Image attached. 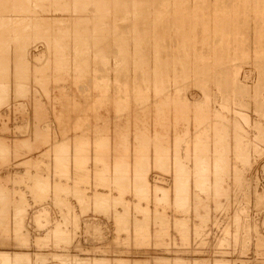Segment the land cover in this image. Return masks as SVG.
Returning <instances> with one entry per match:
<instances>
[{
    "label": "rangeland",
    "instance_id": "374dc122",
    "mask_svg": "<svg viewBox=\"0 0 264 264\" xmlns=\"http://www.w3.org/2000/svg\"><path fill=\"white\" fill-rule=\"evenodd\" d=\"M91 1L0 7V253L264 264V0Z\"/></svg>",
    "mask_w": 264,
    "mask_h": 264
},
{
    "label": "bare ground",
    "instance_id": "6f19581e",
    "mask_svg": "<svg viewBox=\"0 0 264 264\" xmlns=\"http://www.w3.org/2000/svg\"><path fill=\"white\" fill-rule=\"evenodd\" d=\"M28 1H29V0H27V1L24 0V3L26 2V3H25L26 6H29V4L27 5V2H28ZM31 1H32V0H31ZM56 1H58V0H56ZM83 1H84V0H83ZM85 1L87 2V1H91V0H85ZM96 1H97V0H96ZM96 1H95V2H96ZM101 1H102V0H100V2H101ZM105 1H106V0H105ZM107 1H108V0H107ZM107 1H106V2H107ZM114 1H115V0H114ZM123 1H124V0H123ZM123 1H122V2H123ZM142 1H144V0H141L140 4L142 3ZM160 1H162V0H160ZM160 1H157V2L155 1V2H154V0H153V1H150V2H151V5H154V4H152V3H156V4H157V3L160 2ZM165 1H166V3L168 2L167 0H164V2H165ZM169 1H170V0H169ZM176 1H177V0H175V1L173 0V3L176 2ZM190 1H191V0H190ZM196 1H197V0H196ZM203 1H204V0H203ZM239 1H240V0H239ZM5 2L8 3V4L11 3L10 5H8L9 7H7L8 10H10V8H11L13 11L18 12V13H16V14H19V13H20L19 15L23 14V12L25 13V11H24V9H23V6H25V5H22V4L19 5V4H17L18 2H21V3H22V0H21V1H18V2L15 1V0H0V7H1V6H4V5H5ZM38 2H40V1H38ZM81 2H82V1H81ZM86 2H85V3H86ZM91 2H92V1H91ZM100 2H98V3L100 4ZM110 2H112V1H110ZM115 2H117V4H119L121 1H119V3H118V0L115 1ZM115 2H114V4H112V5H114V8H115V4H116ZM122 2H121V3H122ZM129 2H130V1H129ZM129 2H127V0H126V3H125V4L128 3V5H129ZM131 2L133 3V0H132ZM171 2H172V1H171ZM180 2H181V1H180ZM180 2H179V3H180ZM188 2H189V1H188ZM216 2H217V1H216ZM55 3H57V2H55ZM75 3H76V6H75V7L80 6V5H79V3H80L79 1H78V5H77V2H76V1H75ZM83 3H84V2H83ZM85 3H84V4H85ZM89 3H90V2H89ZM89 3H88V4H89ZM93 3H94V1H93ZM93 3H91V5H92ZM96 3H97V2H96ZM108 3H109V2H108ZM108 3H107V4H108ZM134 3H135V2H134ZM186 3H187V1L185 0V3H184V4H186ZM44 4H45V3H44ZM67 4H68V3H67ZM73 4H74V3H73ZM86 4H87V3H86ZM99 4H94V5H95V6L98 5V7H100L101 5L99 6ZM101 4H103V3H101ZM104 4H105V3H104ZM107 4H106V5H107ZM109 4H110V3H109ZM138 4H139V3H138ZM159 4H160V3H159ZM162 4H163V3H162ZM174 4H175V3H174ZM81 5H82V3H81ZM89 5H90V4H89ZM128 5H127V6H128ZM131 5H132V4H131ZM131 5H130V6H131ZM141 5H142V4H141ZM141 5H140V7H139L140 9H141ZM144 5H145V4H144ZM177 5H178V3L175 4V6H177ZM182 5H183V4H182V2H181V9H182ZM187 5H188V4H187ZM187 5H185V6H187ZM259 5H260V4H259ZM263 5H264V4H263ZM21 6H22V8H21ZM55 6H56V5H55ZM57 6H58V5H57ZM61 6H62V5H61ZM66 6H68V5H66ZM95 6H94V7H95ZM110 6H111V5H110ZM119 6H120V5H119ZM119 6H116V7H117L116 9L120 10V9L118 8ZM130 6H129V7H130ZM156 6H157V5H156ZM166 6H167V4H166ZM166 6H165V7H166ZM169 6H170V5H169ZM169 6H167V8H168ZM172 6H173V5H172ZM172 6H171V7H172ZM178 6H179V5H178ZM36 7H37V6H36ZM63 7L65 8V6H63ZM84 7H86V6L84 5ZM84 7L81 8V9H87V8L90 7V6H87V8H84ZM102 7L104 8L105 5L102 6ZM111 7H112V6H111ZM129 7H128V8H129ZM148 7H152V6H150V4H149ZM162 7H163V5H162ZM187 7H188V6H187ZM187 7H183V9H185V8H187ZM25 8H26V7H25ZM29 8H30V6H29ZM29 8L27 7V9H29ZM55 8H56V7H55ZM55 8H54V9H55ZM105 8H106V7H105ZM105 8H104V9H105ZM109 8H110V7H109ZM109 8H107V9H108L107 11H109ZM123 8H125V5H124V4H123ZM123 8H122V9H123ZM155 8H156V7H155ZM155 8H154V9H155ZM157 8H159V6H158ZM157 8H156V9H157ZM218 8H219V7H218ZM259 8H260V6H259ZM5 9H6V8H5ZM27 9H26V12L29 11V10H27ZM32 9H33V8H32ZM32 9H31V10H32ZM70 9H71V8H70ZM94 9H95V8H94ZM111 9H112V8H111ZM116 9H115V10H116ZM132 9H134V8H132ZM137 9H138V6H137L136 10H137ZM140 9H139V10H140ZM142 9H143V8H142ZM145 9H146V8H145ZM145 9H144V10H145ZM163 9H164V7H163ZM163 9H162V10H163ZM165 9H166V8H165ZM165 9H164L163 14L165 13V11H168L170 8H168L167 10H165ZM1 10H2V9H1ZM12 10H11V11H12ZM55 10H56V9H55ZM76 10H77V8H76ZM78 10H80V7H79ZM87 10H88V9H87ZM96 10H97V8H96ZM98 10H103V9H100V8H99ZM113 10H114V9H113ZM125 10H126V12H127V7H126ZM129 10H130V9H129ZM136 10H135V11L133 10V11L136 12ZM147 10H149V9H147ZM152 10H153V9H152ZM157 10H158V9H157ZM175 10H176V9H175ZM58 11H59V10H58ZM82 11H83V10H82ZM107 11H105V13H106ZM131 11H132V10H131ZM137 11H138V10H137ZM140 11H141V10H140ZM149 11H150V10H149ZM159 11H160V9H159ZM179 11H180V10H179ZM222 11H223V10H222ZM225 11H226V10H225ZM237 11H238V10H237ZM15 12H14V13H15ZM76 12H77V11H76ZM103 12H104V11H102V13H103ZM115 12H116V11H115ZM128 12H129V11H128ZM147 12H148V11H147ZM147 12H146V13H147ZM215 12H216V11H215ZM232 12H233V11H232ZM256 12H257V10H256ZM77 13H78V12H77ZM81 13H82V12H81ZM95 13H96V12H95ZM105 13H104V14H105ZM110 13H111V12H110ZM113 13H114V12H113ZM113 13H112V14H113ZM150 13H151V12H150ZM166 13H167V16H168V12H166ZM166 13H165L164 15H166ZM257 13H258V12H257ZM97 14H98V12H97ZM104 14H101V15H104ZM155 14H157V15H159V16H161V17L163 16L162 11H160V12H156ZM182 14H183V13H182ZM94 15H95V14H94ZM128 15H129V14H128ZM144 15H145V14H144ZM148 15H149V13H148ZM184 15H185V14H184ZM89 16H90V15H89ZM109 16H110V15H109ZM140 16L143 17L142 15H140ZM146 16H147V14H146ZM150 16H151V15H150ZM0 17H1V16H0ZM21 17H22V16H21ZM95 17H96V16H94V18H95ZM98 17H99V16H98ZM102 17H103V16H102ZM102 17H101V18H102ZM113 17H114V16H113ZM148 17H149V16H148ZM163 17H165V16H163ZM7 18H8V16H7ZM10 18H11V17H10ZM155 18H156V17H155ZM167 18H168V17H167ZM186 18H187V17H186ZM4 19H5V18H4ZM21 19H22V18H21ZM23 19H24V18H23ZM25 19H26V18H25ZM28 19H30V17H29ZM43 19H45V18H43ZM43 19H42V20H43ZM139 19H140V18H139ZM0 20H1V18H0ZM6 20L9 21V19H6ZM6 20H5V21H6ZM14 20H15V18H14ZM90 20H91V19H90ZM100 20H101V19H100ZM3 21H4V20H2L1 22H3ZM10 21H11V20H10ZM10 21H9V22H10ZM19 21H20V20L16 21L17 23H15V25L17 24V26H18V25H19V24H18ZM27 21H28V20H27ZM29 21H30V20H29ZM93 21H94V20H93ZM93 21H92V22H93ZM113 21H114V20H113ZM116 21H117V20H116ZM1 22H0V23H1ZM9 22H8V24H10ZM101 22H102V21H101ZM109 22H110V20H109ZM121 22H122V21H121ZM135 22H136V21H135ZM4 23L7 25L6 22H4ZM13 23H14V22H13ZM20 23H21V22H20ZM24 23H25V20H23V24H24ZM26 23H27V22H26ZM36 23H37V22H36ZM100 24H101V23H100ZM170 24H171V23H170ZM1 25H2V23H1ZM15 25H14V26H15ZM28 25H29V24H28ZM38 25H40V24H38ZM93 25H94V24H93ZM93 25H92V26H93ZM134 25H135V24H134ZM167 25H168V24H167ZM8 26H9V25H8ZM25 26H26V24H25ZM115 26H116V25H115ZM0 27H1V26H0ZM5 27H6V28H4V25H2L1 28H3V30H1V28H0V31H3V33H2V32H1V33H2V35H4V37H5L4 31L7 29V26H5ZM15 27H16V26H15ZM21 27H22V25H21ZM109 27H110V26H109ZM155 27H156V26H155ZM8 28H9V30H11V27H8ZM25 28H26V27H25ZM28 28H30V27H28ZM28 28H26V29H28ZM94 28H95V27H94ZM118 28H119V27H118ZM118 28H117V29H118ZM4 29H5V30H4ZM14 29H16V28H14ZM14 29H13V30H14ZM17 29L21 30L20 28H17ZM17 29H16V30H17ZM9 30H6V31H7L6 35H7V36L10 35L9 37H11V35H12L11 33H9V35H8V31H9ZM19 30H18V31H19ZM70 30H71V29H70ZM183 30H184V29H183ZM219 30H220V29H219ZM6 31H5V32H6ZM14 31H15V30H14ZM22 31L25 32V30H24V26H23V30H21V32H22ZM92 31H93V30H92ZM225 31H226V30H225ZM10 32H11V31H10ZM16 32H17V31H15V32L12 31V33H15V34H16ZM21 32L19 31V34H20ZM24 32H22V34H25ZM53 32H54V31H53ZM58 32H59V31H58ZM58 32H57V33H58ZM65 32H66V31H65ZM65 32H64V33H65ZM76 32H77V31H76ZM108 32H110V31H108ZM154 32H155V31H154ZM73 33H74V32H73ZM133 33H134V31H133ZM22 34H20V35H22ZM26 34H28V33H26ZM49 34H50V33H49ZM54 34H55V33H54ZM54 34H53V35H54ZM102 34H103V33H102ZM106 34H108V33H106ZM114 34H115V33H114ZM186 34H187V33H186ZM2 35H1V37H3ZM60 35H61V34H60ZM66 35H67V34H66ZM85 35H86V34H85ZM227 35H228V34H227ZM248 35H249V34H248ZM17 36H19V35L17 34L16 37H17ZM22 36H24V35H22ZM22 36H21V38L24 39L25 37H22ZM48 36H49V35H48ZM63 36H64V35H63ZM76 36H78V34H77ZM76 36H75V38H77ZM79 36H80V35H79ZM94 36H95V35H94ZM139 36H140V35H139ZM163 36H164V35H163ZM189 36H190V35H189ZM215 36H216V35H215ZM1 37H0V42H1L2 40L4 41V39H2ZM9 37H5V39L8 38V39H6L5 41H7V40L9 41ZM16 37H14V38H16ZM133 37H134V36H133ZM170 37H171V36H170ZM187 37H188V36H187ZM11 38H12V37H11ZM11 38H10V39H11ZM50 38H51V37H50ZM62 38H63V37H62ZM64 38H65V37H64ZM67 38H68V37H67ZM69 38H70V37H69ZM69 38H68V39H69ZM79 38H81V37H79ZM1 39H2V40H1ZM17 39H18V37H17ZM17 39H16V40H17ZM19 39H20V37H19ZM94 39H95V38H94ZM118 39H119V38H118ZM186 39H187V38H186ZM260 39H261V38H260ZM16 40H15V42H16ZM50 40H51V39H50ZM60 40H61V39H60ZM63 40H64V39H63ZM63 40H62V41H63ZM79 40H80V39H79ZM138 40H139V39H138ZM138 40H137V41H138ZM261 40H262V39H261ZM5 41H4V42H5ZM8 41H7L6 43H3V44H5V45H3V44H2V46L0 45L2 50H3V48H2L3 46L7 47V48H8L7 50H9V47H8L9 45L6 46L7 43H8V44L10 43V41H9V42H8ZM19 41H21V40H19ZM22 41H23V40H22ZM57 41H58V40H57ZM80 41H81V40H80ZM17 42H18V40H17ZM24 42H25V40H24ZM177 43H178V42H177ZM0 44H1V43H0ZM16 44H17V43H16ZM18 44H21V42H20V43L18 42ZM18 44H17V45H18ZM22 44H23V42H22ZM26 45H27V43H26ZM137 45H138V44H137ZM138 46H139V45H138ZM213 46H214V45H213ZM119 47H120V46H119ZM119 47H118V48H119ZM128 47H129V46H128ZM139 47H140V46H139ZM62 48H63V47H62ZM4 49H5L4 51H6V54H8V53H7L8 51L6 50V48H4ZM22 49H23V48H22ZM125 50H126V49H125ZM140 50H141V49H140ZM0 51H1V50H0ZM142 51H143V50H142ZM142 51H141V52H142ZM258 51H259V50H258ZM262 51H263V50H262ZM1 52H2V51H1ZM1 52H0V53H1ZM18 52H19V51H18ZM20 52H21V51H20ZM59 52H60V51H59ZM120 52H121V51H120ZM4 53H5V52H2V54H4ZM21 53H22V52H21ZM21 53H20V54H21ZM82 53H83V52H82ZM260 53H261V52H260ZM17 54H19V53H17ZM63 54H65V53H63ZM141 54H142V53H141ZM80 55H82V54L80 53ZM19 56H20V55H19ZM61 56H62V55H61ZM0 57H1V54H0ZM2 57H3V58H6L7 56H6V57H5V56H2ZM9 57H10V56H8V58H9ZM64 57H65V56H64ZM122 57H123V56H122ZM122 57H121V58H122ZM142 57H143V56H142ZM8 58H7V60H8ZM21 58H22V57H21ZM123 58H124V57H123ZM144 58H145V57H144ZM58 59H59V58H58ZM61 59H62V57H61ZM61 59H60V60H61ZM0 60H1L2 63H6V62H5L6 59H5V61H4V59H1V58H0ZM2 60H3L4 62H3ZM22 60H23V59H22ZM62 60H63V59H62ZM9 61H10V60H9ZM119 61H120V60H119ZM140 61H141V60H140ZM143 61H144V60H143ZM2 63H1V64H2ZM17 63H18V60H17ZM20 63H21V62H19V65H20ZM60 63H61V62H60ZM83 63H84V62H83ZM7 65H8V64H7ZM19 65H18V67H19ZM63 65H64V64H63ZM115 65H116V64H115ZM0 66H1V65H0ZM15 66H16V65H15ZM20 66H21V65H20ZM22 66H23V65H22ZM59 66H61V65L59 64ZM62 67H63V66H62ZM8 68H9V67H8ZM20 68H21V67H20ZM20 68H19V69H20ZM60 68H61V67H60ZM121 68H122V67H121ZM16 69H17V68H16ZM8 70H9V69H8ZM17 70H18V69H17ZM21 70H22V69H21ZM57 70H58V69H57ZM15 71H16V70H15ZM4 72H5V71H4ZM16 72H17V71H16ZM22 72H23V71H21V72H19V73H22ZM118 73H119V72H118ZM3 74H4V73H3ZM1 75H2V74H1ZM19 75H20V74H19ZM161 75H162V74H161ZM3 76H5V75H3ZM0 77H1V76H0ZM23 79H24V78H23ZM161 80H162V79H161ZM3 81H4V80H3ZM162 81H163V80H162ZM161 83H162V82H161ZM1 87H2V86H1ZM124 88H125V87H124ZM2 89H3V88H2ZM2 92H3V90L0 89V93H1V94H2ZM163 92H164V91H163ZM3 94L5 95L4 97L6 98V94H5L4 92H3ZM0 96H1V100L4 99V97H3L2 95H0ZM2 97H3V98H2ZM0 103H1V101H0ZM243 132H244V131H243ZM137 139H138V138H137ZM235 139H236V138H235ZM219 140H220V139H219ZM106 141H107V139H106ZM140 143H141V142H140ZM147 143H148V142H147ZM177 143H178V142H177ZM0 144H1V143H0ZM106 144H108V143H106ZM84 145H85V144H84ZM101 145H102V144H101ZM144 145H145V144H144ZM149 146H150V145H149ZM78 147H79V146H78ZM80 147H81V146H80ZM101 147H102V146H101ZM6 150H7V149H6ZM149 150H150V149H149ZM163 153H164V152H163ZM226 154H227V153H226ZM158 157H159V156H158ZM169 157H170V156H169ZM220 158H221V157H220ZM143 159H144V158H143ZM202 159H203V158H202ZM158 160H159V159H158ZM158 160H157V162H159ZM218 160L220 161V159H218ZM169 161H170V159H169ZM147 162H148V161H147ZM202 162H203V161H202ZM141 164H142V163H141ZM143 164H144V163H143ZM148 164H149V163H148ZM156 164H157V163H156ZM162 165H163V164H162ZM220 165H221V164H220ZM123 166H124V165H123ZM125 166H126V165H125ZM140 167H141V166H140ZM143 167H144V165H143ZM143 167H141V168H143ZM179 167H180V166H179ZM182 167H183V166H182ZM182 167H180V168H182ZM201 167H203V166H201ZM203 168H204V167H203ZM201 169H202V168H201ZM118 170H119V169H118ZM179 171H180V170H179ZM201 171H202V170H201ZM203 171H204V170H203ZM205 172H206V171H205ZM124 173H125V172H124ZM182 173H183V172H182ZM184 173H185V172H184ZM207 173H208V172H207ZM119 174L121 175V174H123V173H119ZM124 175H125V174H124ZM124 175H121V176H119V177H121V178L123 177V179H124ZM185 175H187V174H185ZM207 175H208V174H207ZM189 176H190V175H189ZM119 177H118V178H119ZM144 177H145V176H144ZM177 178H178V177H177ZM207 178H208V177H207ZM123 179H122V181H123ZM189 179H190V178H188V180H189ZM198 179H199V177H198ZM201 179H202L203 182H204V185L202 184V186H205V178L203 177V178H201ZM119 180H120V179H119ZM179 180H180V181H184L183 179H179ZM188 180H187V181H188ZM202 180H201V181H202ZM180 181H179V182H180ZM187 181H186V182H187ZM189 181H190V180H189ZM206 182H207V180H206ZM218 182H219V181H218ZM122 183H124V182H122ZM201 183H202V182H201ZM139 184H140V183H139ZM182 184H183V185H186L185 183H182ZM182 184H181V182H180V186H179V188H180L179 191H180V192H181V190H182L181 187H184V189H185V187L188 185V183H187L186 186H183ZM142 185H143V184H142ZM189 185H190V183H189ZM200 185H201V184H200ZM218 186H219V185H218ZM138 187H139V186H138ZM209 187H210V186H209ZM179 188H178V189H179ZM217 188H218V187H217ZM178 189H177V192H176V193H178L179 196H180L185 190L188 189V187H187L185 190L183 189L184 191H182L181 193L178 191ZM213 189H214V188H213ZM188 190H189V189H188ZM144 191H145V190H144ZM139 193H140V192H139ZM163 193H164V192H163ZM184 193H186V194H185V198H184V200H185L186 197H187L186 195H189V194H187V192H184ZM164 194H165V193H164ZM178 194H176V197L178 196ZM181 196H182V200H181ZM181 196L177 198L178 200H181V201H179V204H180V205H181V202L184 201V200H183V196H184V195L182 194ZM163 198H164V197H163ZM179 198H180V199H179ZM108 199H109V198H108ZM108 199H107V200H108ZM187 200H189V199H187ZM188 202H189V201H188ZM188 202H185V203H186V204H189ZM182 203H183V202H182ZM185 203H183V205H186ZM182 225H183V224H182ZM184 225H185V224H184ZM184 225H183V226H184Z\"/></svg>",
    "mask_w": 264,
    "mask_h": 264
},
{
    "label": "crops",
    "instance_id": "0c3cea01",
    "mask_svg": "<svg viewBox=\"0 0 264 264\" xmlns=\"http://www.w3.org/2000/svg\"><path fill=\"white\" fill-rule=\"evenodd\" d=\"M102 142L103 143L106 142V139H104ZM65 145L68 146L67 144H65ZM88 146H89L88 142H83V143H81L79 145H76L75 151H76L77 155L79 156V155L83 154V151H85V149H87ZM65 158L66 157H63L62 159H58V161L60 162V164H58V165H62V168L65 167V164H64ZM139 162L142 163V161H140V160H139ZM134 164H136V163H134ZM80 165H81L80 167H82L81 163H80ZM135 168H136V165H135ZM119 172L121 173V171H119ZM125 173H126V171H125ZM79 176H82L84 178V176H86V173H84L82 175L80 174ZM119 176H120V174H119ZM117 179H118V176H117ZM43 182H45V180H43ZM106 197H109L111 199L110 195H106V193H104L103 195L102 194L97 195L96 196V201H99L101 203L103 201H106V199H107ZM116 200H118V199H116ZM109 201H111V200H107L106 202H109ZM122 215H126L127 216L128 214L121 213L120 216L122 217ZM123 220L126 221V217ZM137 224H138V226L143 228V230L141 231V235L144 236L145 235V231L144 230H145V227H147L148 224H149V219L146 218L144 220H141ZM65 237L66 236L60 230H57L55 232V239L61 240V239H65ZM16 259L21 260L20 264H31L32 263V258H29V254L27 252L16 251V252L11 254L9 252H4L3 251V252L0 253V264H14V261ZM39 259H43V258L39 257ZM99 259L105 260L106 258L105 259L99 258Z\"/></svg>",
    "mask_w": 264,
    "mask_h": 264
}]
</instances>
